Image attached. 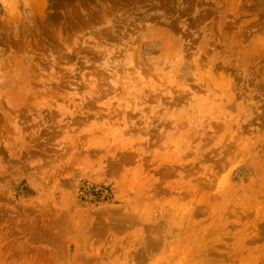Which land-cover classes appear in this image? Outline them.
I'll return each mask as SVG.
<instances>
[{
  "label": "rangeland",
  "instance_id": "obj_1",
  "mask_svg": "<svg viewBox=\"0 0 264 264\" xmlns=\"http://www.w3.org/2000/svg\"><path fill=\"white\" fill-rule=\"evenodd\" d=\"M0 264H264V0H0Z\"/></svg>",
  "mask_w": 264,
  "mask_h": 264
}]
</instances>
